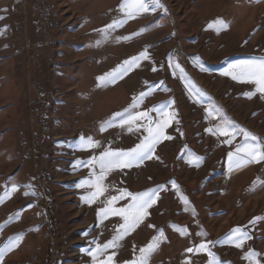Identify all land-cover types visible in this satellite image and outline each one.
Wrapping results in <instances>:
<instances>
[{
  "label": "rangeland",
  "instance_id": "obj_1",
  "mask_svg": "<svg viewBox=\"0 0 264 264\" xmlns=\"http://www.w3.org/2000/svg\"><path fill=\"white\" fill-rule=\"evenodd\" d=\"M159 2L163 7L105 37L99 30L124 18L121 0H0V194L17 186L0 203V264H93L89 253L123 223L98 218V209L124 189H156V202L105 254L115 251V264L139 257L158 230L163 237L148 264H264V219L251 223L264 217V161L237 167L228 159L243 144L264 147V95L249 99L254 84L224 75L233 63L264 57V0ZM217 19L227 28L208 27ZM145 48L149 59L123 78L97 79ZM149 88L135 111L168 105L176 115L164 134L172 139L158 143L151 158L109 172L107 191L89 205L82 197L93 189L81 187L93 171L86 162L106 149L134 148L147 135L112 118ZM109 120L113 126L102 131ZM225 120L230 143L206 131ZM82 137L99 147L85 149ZM236 228L250 237L241 248L227 239ZM75 238L85 240L77 245ZM201 243L208 251H187Z\"/></svg>",
  "mask_w": 264,
  "mask_h": 264
},
{
  "label": "snow or ice",
  "instance_id": "obj_2",
  "mask_svg": "<svg viewBox=\"0 0 264 264\" xmlns=\"http://www.w3.org/2000/svg\"><path fill=\"white\" fill-rule=\"evenodd\" d=\"M259 2V0H256ZM163 7L160 4L159 0H121L119 10L123 13L124 18L122 20L113 21L112 24L106 25L104 29L99 31L107 36L109 30L122 26L130 19H135L139 15L155 11L156 8ZM6 11V9L4 10ZM4 17L0 16V19ZM227 24L221 20L217 19L211 22L208 27L215 28L217 32L221 29L227 28ZM3 32L0 31V35ZM135 33L134 35H138ZM132 37H120L118 39H131ZM149 59L147 48L144 51L140 52L137 56L130 58L129 60L124 61L121 65L117 66L116 69L105 74L104 76L98 77L97 79L101 83H114L117 79L123 78L134 66H139V62L142 60ZM176 68L180 69L183 73V69L180 68L179 64L176 65ZM156 69L153 68V71ZM224 75L231 76L233 80L239 82L252 83L255 85V91L245 93V95L251 99L257 92L264 95V57H261L258 60H246L238 61L229 66L228 70L224 72ZM152 89L149 88L148 91L141 92L138 96L134 97L132 103L126 108L123 112L116 113L112 120H115L117 117H120V127L127 126L129 132L139 131L141 127L147 132V135L137 144L134 148H131L127 151L124 150H111L106 149L100 153L99 156L91 157L87 162V166H91L93 171L90 172L89 178L81 181V187L92 188L93 191L89 192L82 199L91 205L94 203L100 196H102L107 188L104 186V180L107 177V174L114 169H124L132 167L134 164L142 162L146 158H151V153L154 152L155 147L162 140H170L171 136L164 134V129L168 127L171 121L175 118V113H169L166 109L168 105H161L160 107H153L149 111H135V109L143 102V99L151 94ZM171 103V102H169ZM149 112H157L160 114V118L154 120ZM212 115V111L209 110V116ZM112 120L105 122L101 126V130H106L107 127L113 126ZM138 121H146L144 124H137ZM228 121L217 125L215 128H209L206 131L213 135H222L227 136L229 139L225 140L224 143H230L233 132L229 131L227 124ZM243 131V130H242ZM245 137L251 136L252 140L257 138L251 133L244 132ZM82 143L85 149L99 147V142L93 140L91 137L81 138ZM202 158L196 157L197 162ZM228 159L230 162L234 163L237 167L242 164L248 163H258L264 161V147L260 144H243L239 146L235 152L228 154ZM85 163V162H78ZM98 166L99 174L95 172V168ZM175 186V182H172ZM163 188V185L158 186ZM17 191V186L12 185L10 190H5L3 194H0V203L4 202L6 199H10L12 193ZM156 189H150L139 193H132L126 189L120 190V194L117 196H111L107 199L106 205L103 208L98 209L97 216L100 219H107L110 216H119L123 223H121L116 229V235L105 244L96 245V248L89 254L92 256L93 264H115L114 257L116 252L113 251L111 254L105 255L108 253L109 249H114L119 247L118 241L122 240L126 235L134 231L149 215L148 208H150L156 202ZM128 198L129 202L123 207H114V204L121 200ZM185 203L187 201L185 200ZM19 215V213H17ZM12 217H10L11 219ZM264 219V217H256L251 221L255 223L257 220ZM149 227H155L154 225H149ZM177 231H180L182 234L186 233V229L176 228ZM159 237H154L152 242L149 243L146 247L141 248L140 256L134 257L132 260L126 261L125 264H148V258L150 254L156 249L159 243V238L163 237V230H158ZM248 234L242 231L240 228L233 229L231 234L227 239L235 243L237 248L243 247V241L248 239ZM15 243L9 244L8 250H11L15 247ZM4 249H0V254H2ZM188 252L193 251H208V246L206 243H201L195 249L189 248ZM208 254L213 256L209 251ZM256 253H251L250 255L245 256V259H251ZM100 257H104L101 259ZM211 264V262H210ZM253 264H260L259 261H254Z\"/></svg>",
  "mask_w": 264,
  "mask_h": 264
},
{
  "label": "crops",
  "instance_id": "obj_3",
  "mask_svg": "<svg viewBox=\"0 0 264 264\" xmlns=\"http://www.w3.org/2000/svg\"><path fill=\"white\" fill-rule=\"evenodd\" d=\"M71 179V177L68 179V180H70ZM81 229V228H80ZM84 240L85 239H83V238H75L73 241H72V243L73 244H82L83 242H84ZM15 251H18V249H16ZM38 261H39V259H37ZM16 263H18L19 264V262L18 261H16ZM37 264H45L44 262L43 263H37ZM47 264V263H46Z\"/></svg>",
  "mask_w": 264,
  "mask_h": 264
}]
</instances>
